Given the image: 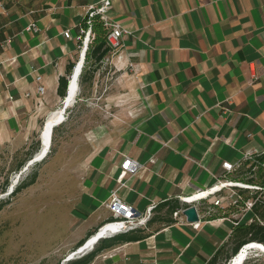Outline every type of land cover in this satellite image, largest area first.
I'll return each instance as SVG.
<instances>
[{
	"label": "crops",
	"instance_id": "0c3cea01",
	"mask_svg": "<svg viewBox=\"0 0 264 264\" xmlns=\"http://www.w3.org/2000/svg\"><path fill=\"white\" fill-rule=\"evenodd\" d=\"M99 1L0 0V42L11 38L0 48V147L26 151L44 118L63 105L58 79L73 77L85 7ZM109 14L131 33L122 37L120 59L107 53L100 61L85 98L95 96L103 70L113 73L111 102L98 107L103 114L111 105L116 111L97 125L98 145L85 148L80 172L78 204L90 208L87 233L111 215L105 203L119 186L124 155L139 171L117 194L141 214L211 187L224 161L242 164L228 179L264 187V168L245 160L246 153L264 150V0H112ZM31 22L38 31L26 30ZM91 63L85 67L83 60L81 70ZM127 100L128 114L122 107ZM231 189L242 196L238 204L212 203ZM254 198L253 208L245 209L244 201ZM194 204L199 229L163 210L160 222L142 229L146 237L115 246L119 261L226 264L248 236L244 228L264 229V189L226 187Z\"/></svg>",
	"mask_w": 264,
	"mask_h": 264
},
{
	"label": "rangeland",
	"instance_id": "374dc122",
	"mask_svg": "<svg viewBox=\"0 0 264 264\" xmlns=\"http://www.w3.org/2000/svg\"><path fill=\"white\" fill-rule=\"evenodd\" d=\"M103 72L97 76V92L91 100H85L88 83L80 86L76 102L74 99L66 107L64 121L55 126L52 153L38 167L36 163L40 161L31 163L22 171L18 180L37 168L35 182L14 196L8 194V188L17 174L14 168L24 157L25 151L11 152L0 147V188L8 181L7 190L0 191V199H8V203L0 210V264H62L79 248L76 246L79 240L84 237L83 243H86L91 237L87 233L90 208L78 204L81 195L79 186L84 176L80 172L88 155V152L85 153L87 146L91 152L98 145V139L93 133L97 125L116 111L111 105L103 114L98 107L110 100L114 89L113 73L108 69ZM131 106L129 100L122 102L126 114ZM44 124L42 122L35 139H31V144L36 140L39 142V147L36 153L33 150L32 156H36L41 149L39 134ZM108 220L110 217L93 227L97 231ZM120 253L119 247L104 250L90 264H126L125 256L119 261ZM248 253L249 261L246 264H264V251L253 249Z\"/></svg>",
	"mask_w": 264,
	"mask_h": 264
},
{
	"label": "built area",
	"instance_id": "2783aa9c",
	"mask_svg": "<svg viewBox=\"0 0 264 264\" xmlns=\"http://www.w3.org/2000/svg\"><path fill=\"white\" fill-rule=\"evenodd\" d=\"M111 4H112V0H101L96 3H89L86 5L85 7V27L80 28V35L78 36V39L80 41V45H79L80 56H79V60L76 65H78L81 59L82 61L84 60L85 52L88 49L89 44L95 38V31L93 30V24L95 22H99L104 31V41H105L106 46L108 47V55L110 56L116 55L117 59H120V48L122 46V37L131 33V31L127 27H125L120 21L111 18L109 14L110 9H111ZM26 30L36 32L39 29L34 22H31L28 24ZM63 33L67 36L69 35L68 30L64 31ZM10 42H11V38L7 36L4 40L0 42V48L1 49L7 48ZM104 60L106 62H110V59L107 57ZM81 67H80L79 73L81 71ZM113 68L114 70L115 68L119 70L120 67H116L115 64L113 63ZM35 79L38 82H40L41 76L36 75ZM43 91H44V87L39 84L37 87V93L42 94ZM77 94H78V83H77V91H76L75 97L77 96ZM74 102H76V99L74 100ZM245 160H252V162L254 163V166H261L264 168V150L252 151V152L246 153ZM199 163L201 166L203 165L202 162H199ZM221 166L224 169V173L222 174L218 182H216L209 188L202 189V190H195L193 193H191L188 196H179L180 202L187 204V206L189 205L195 206V209L198 214V208L196 204L194 203L200 200H203V199H207L210 195H215L222 188L240 187V188H245V189H250V190H255V191L264 189V187L259 186L257 184L230 180L226 177L228 173L239 169L242 166L241 162H237L236 164H233L231 162L224 161L222 162ZM120 168H121L120 173L117 176V182L119 183V186L116 189L110 191L108 200L105 203V206L108 208L111 214L110 220L100 225L98 227V230L96 231V234H97L100 230L106 229L105 233H103L101 237L111 236V235H114L120 232H126L128 230H132L136 228H143L146 226L147 221L152 216L153 206L148 207L146 211L141 214L137 212L131 204H128L127 202L122 200L120 196L117 194V190L121 186L125 185L126 180L129 177L137 174V172L139 171V164L135 162L134 160H132L131 158H129L127 155H124L122 162L120 163ZM227 199H228L229 205H236L238 204L239 201L242 200V196L235 193L231 189V192L228 195L217 196L214 200H212V203L214 205H218L223 200H227ZM256 201H257V198L245 200L244 208L248 210L252 209ZM187 206L181 207L173 211L172 212L173 218L178 219L177 220L178 223H185L187 225H190L193 229H199L201 226V222L199 221V219L197 221H192V222H188L187 220L182 219V217L185 218L183 211L187 208ZM233 223L237 224L238 222H233ZM250 244H254V241H251V242H248L242 245L240 249L238 250V252ZM259 244H262V243H259V242L256 243V247H259ZM75 252L76 251H73L69 256L74 257L76 254H78ZM80 253H83V252H80ZM246 258H248L247 255L243 257V259L241 260V263Z\"/></svg>",
	"mask_w": 264,
	"mask_h": 264
},
{
	"label": "trees",
	"instance_id": "16d2710c",
	"mask_svg": "<svg viewBox=\"0 0 264 264\" xmlns=\"http://www.w3.org/2000/svg\"><path fill=\"white\" fill-rule=\"evenodd\" d=\"M93 30L95 31V38L93 41L89 44L88 49L85 52V67L86 62L91 59V66L88 69H84L80 71L78 75V87L82 86L83 83H88V85L92 84L95 72L97 68L100 65V61L103 59V57L108 53V47L105 44L104 41V31L101 27V24L99 22H95L93 24ZM73 68L72 64H69L67 66V74L70 73L71 69ZM68 84V79L66 76H61L58 79V86H57V93L63 98L66 97V87ZM65 96V97H64ZM64 121V120H63ZM56 127L53 128L52 131V137H51V144L54 139V133H55ZM39 142L36 140L34 143L30 144L29 148L24 152V157L16 164L14 170L18 172L22 169V167L26 164V162L32 158V152H34L38 149ZM36 153V152H35ZM52 153V149L50 146L49 151L45 155L43 159L40 160L39 163H36V167H38L42 162L45 161L46 157H48ZM37 177V168H34L31 170V172L23 179L17 182L15 187L11 191V196H14L18 192H20L25 187L33 184ZM8 181H5V183L1 186L0 191L5 192L7 190ZM8 203V199L3 200L0 199V210L3 208L5 204ZM187 204L180 202V200L174 199V200H166L163 202H160L152 207V216L147 221L146 226L143 228H136L132 230H128L126 232H120L111 236L101 237L98 238V240L94 243L92 248L88 250L85 253H82L81 255L77 257H72L66 261H63L64 264H90L94 260V258L103 250L110 249L115 247L116 245L125 242V241H135L142 239L146 237L148 234L145 232H142V229L147 227V224H150L153 221L160 222L162 220V217L159 216L160 213L164 210L166 213H171L181 207H185ZM245 232V235L248 234V236H244L242 239H240L233 247V256L238 252L240 247L244 245L245 243L251 242V241H258L260 243L264 244V229L259 226L258 224H250L246 228L243 229ZM96 229L89 231L88 235L95 234ZM84 238L79 240L76 243V246H81L84 243ZM232 257V256H231ZM249 258H246L242 264H246L249 260ZM212 262V261H211ZM62 263V264H63Z\"/></svg>",
	"mask_w": 264,
	"mask_h": 264
},
{
	"label": "bare ground",
	"instance_id": "6f19581e",
	"mask_svg": "<svg viewBox=\"0 0 264 264\" xmlns=\"http://www.w3.org/2000/svg\"><path fill=\"white\" fill-rule=\"evenodd\" d=\"M81 63L82 62L80 61L79 65L75 69V72H73L74 73L73 77L70 79L69 91L67 93V96L63 99V105L60 108H58V109L54 110L53 112H51L48 115V117L46 119V122H44L45 124H44L43 130L41 132V137H40L41 141H42L41 149H39V151L37 152V154L35 156L36 158L40 157L45 151H47V150L49 151L50 146H51V139L49 141L50 128H51V126L53 124H55V126H57V125H59L60 123L63 122V120H64V112H65L66 107H68L73 102V100L75 99V95H76V91H77V75H78L80 66L82 65ZM51 137H52V134H51ZM105 230L106 229H102L97 234L96 233L93 234L87 240V242L84 243L87 246L85 248L91 249L92 246L94 245V243L98 240V237L101 236L103 233H105ZM256 243H258V242H254V244H250V245L244 247L235 256H233L229 260V262L226 263V264H242V263H240V261L243 259V257H245L247 255V253L250 250L255 249V250L264 251V244H259V247H256ZM83 245H81L79 247H82Z\"/></svg>",
	"mask_w": 264,
	"mask_h": 264
},
{
	"label": "water",
	"instance_id": "95a60500",
	"mask_svg": "<svg viewBox=\"0 0 264 264\" xmlns=\"http://www.w3.org/2000/svg\"><path fill=\"white\" fill-rule=\"evenodd\" d=\"M81 62H83L82 59H81ZM81 64H82V63H81ZM81 66H82V65H81ZM81 66H80V67H81ZM79 70H80V69H79ZM78 75H79V72H78ZM78 75H77V79H78ZM69 86H70V83H68L66 93H68V91H69ZM64 107H65V106H64ZM54 126H55V124H53V125L51 126V128H50V131H49V132H50V133H49V141H50V139H51V134H52V131H53ZM40 137H41V133L39 134L40 145H41L42 141H41V138H40ZM47 151H48V150H47ZM47 151H45L40 157L36 158L35 156H33L32 158H30V159L26 162V164L22 167L21 170H19V171L17 172V174L15 175L14 179L12 180L11 185H10L9 188H8V190H9L8 194L11 193V191H12V189H13V186L18 182L19 177H20L22 171H23L24 169H26L31 163L36 162V161H40L41 159H43V158L45 157V155L47 154ZM183 214L185 215V218H186V220H187L188 222L197 221V220L199 219L198 214H197V211H196V209H195V206H193V205H189V206H187V208L183 211ZM99 237H101V236H99ZM99 237H98V238H99ZM85 247H87V246L84 244L82 247H79V248L76 250L75 253H80V252L85 253V252H87L88 250H90V249L85 248ZM81 248H82V249H81ZM83 249H84V250H83ZM82 250H83V251H82ZM72 257H73V256H69L66 260H68V259H70V258H72ZM66 260H65V261H66ZM240 263H241V261H240ZM63 264H64V263H63Z\"/></svg>",
	"mask_w": 264,
	"mask_h": 264
}]
</instances>
